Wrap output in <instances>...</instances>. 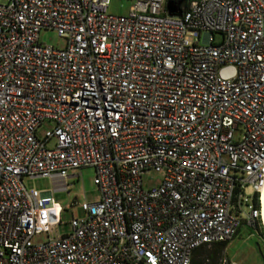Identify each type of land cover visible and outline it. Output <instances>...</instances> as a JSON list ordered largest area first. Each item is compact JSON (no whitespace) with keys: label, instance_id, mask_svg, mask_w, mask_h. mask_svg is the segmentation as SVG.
<instances>
[{"label":"built area","instance_id":"obj_1","mask_svg":"<svg viewBox=\"0 0 264 264\" xmlns=\"http://www.w3.org/2000/svg\"><path fill=\"white\" fill-rule=\"evenodd\" d=\"M110 1L0 4V264H192L264 226V0ZM86 167L100 199L58 235L53 195Z\"/></svg>","mask_w":264,"mask_h":264},{"label":"rangeland","instance_id":"obj_2","mask_svg":"<svg viewBox=\"0 0 264 264\" xmlns=\"http://www.w3.org/2000/svg\"><path fill=\"white\" fill-rule=\"evenodd\" d=\"M9 0H0V4L8 3ZM135 0H111L109 5V12L115 15H126L130 12L131 7L134 5ZM41 42L54 46L56 48H64L66 42L60 37L57 31L43 30L40 35ZM216 42L221 41L219 34L215 35ZM53 123L47 121L38 130V135L43 137L47 131L52 130ZM241 137V132H237V138ZM53 145V143H51ZM81 178L70 179V192L60 191L53 195L56 205L63 209H67L60 214L61 224L55 227L56 234H66L71 231V221L74 217L84 218L86 212L82 208V204L85 202L94 203L100 199L99 187L95 184L96 173L92 167H86L81 169ZM163 179V174L155 170H151L143 174L144 187L151 189L158 187ZM25 185L28 189H36L39 191H48L54 188L53 180L48 177L41 178H26ZM247 196L253 195V190L248 188L246 191ZM77 201L79 204L72 207V203ZM51 220L57 222V216L55 212L51 213ZM262 233L261 230H259ZM263 234V233H262ZM47 234L37 236L36 242H42L47 240ZM210 247H207L203 254L198 258L200 261H204V264H209L205 260L206 255ZM224 255L233 264H264V241L259 237L257 231L254 232L251 227L244 225L241 228L240 233L231 240L225 251ZM218 263V260L216 264Z\"/></svg>","mask_w":264,"mask_h":264},{"label":"trees","instance_id":"obj_3","mask_svg":"<svg viewBox=\"0 0 264 264\" xmlns=\"http://www.w3.org/2000/svg\"><path fill=\"white\" fill-rule=\"evenodd\" d=\"M261 231L264 233V226L261 228ZM228 243L229 242L215 243V244H212L211 246L205 245V246L198 248L194 252L192 264H204V261L202 262L198 260V258L203 254V252L205 251L207 247H210V250L208 251L205 260H207L209 264H216L218 260L217 264H219L221 257L224 256V251Z\"/></svg>","mask_w":264,"mask_h":264},{"label":"water","instance_id":"obj_4","mask_svg":"<svg viewBox=\"0 0 264 264\" xmlns=\"http://www.w3.org/2000/svg\"><path fill=\"white\" fill-rule=\"evenodd\" d=\"M182 1H183V0H181V1L179 2V4H181ZM179 4H176V3L173 2V1H170V2L168 3V10H169L170 14H172V15L180 14Z\"/></svg>","mask_w":264,"mask_h":264},{"label":"crops","instance_id":"obj_5","mask_svg":"<svg viewBox=\"0 0 264 264\" xmlns=\"http://www.w3.org/2000/svg\"><path fill=\"white\" fill-rule=\"evenodd\" d=\"M254 230V229H252ZM241 231V230H240ZM254 232H256V230H254ZM240 233V232H239ZM263 233V232H262ZM259 231H257V234L259 235V237L264 241V233L262 234Z\"/></svg>","mask_w":264,"mask_h":264},{"label":"bare ground","instance_id":"obj_6","mask_svg":"<svg viewBox=\"0 0 264 264\" xmlns=\"http://www.w3.org/2000/svg\"><path fill=\"white\" fill-rule=\"evenodd\" d=\"M262 200H263V222H264V192H263V199Z\"/></svg>","mask_w":264,"mask_h":264}]
</instances>
